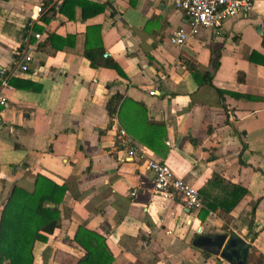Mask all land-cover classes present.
<instances>
[{
  "label": "crops",
  "instance_id": "1",
  "mask_svg": "<svg viewBox=\"0 0 264 264\" xmlns=\"http://www.w3.org/2000/svg\"><path fill=\"white\" fill-rule=\"evenodd\" d=\"M50 1L0 0V68L14 71L18 53L31 47L30 70L11 79L37 87L10 85L9 107H0V213L13 188L33 191L38 174L67 188L61 227L34 246L33 264H77L79 227L105 239L113 264H229L194 247L199 235L214 234L235 235L264 255V65L249 60L253 51L264 56V0L225 21L219 35L200 29L181 47L170 37L190 20L162 0H82L84 8L66 5L72 19L50 11ZM40 4L37 41L30 24ZM50 35L73 37L72 46L60 48L59 39L42 48ZM86 39L89 47L100 41L121 74L91 67ZM188 64L209 73L213 86H199ZM116 128L147 150L144 159L121 150ZM142 140L165 144L167 155ZM148 160L166 163L198 192L217 175L246 194L229 214L200 218L154 192Z\"/></svg>",
  "mask_w": 264,
  "mask_h": 264
},
{
  "label": "trees",
  "instance_id": "2",
  "mask_svg": "<svg viewBox=\"0 0 264 264\" xmlns=\"http://www.w3.org/2000/svg\"><path fill=\"white\" fill-rule=\"evenodd\" d=\"M85 7L86 2L82 0H64L59 12L68 15L72 19L70 11H67L66 5ZM101 11V9H99ZM98 13L97 10L93 14ZM46 21V20H45ZM36 32L42 29L34 28ZM63 41V46H72L70 41L74 38L68 36L62 39L56 35H50L42 44L55 46L56 40ZM261 46L264 49V33ZM104 49L100 44L87 45L84 48V57L89 61L93 68H110L121 74V70L116 62L111 59H104ZM262 58L261 61L255 59ZM249 60L252 63L264 65V56L253 51ZM188 68L193 77L198 81V85H212V77L209 73L203 75L193 65L188 64ZM9 84L20 88H37L36 85L22 79L13 78ZM221 95V92L218 91ZM122 96L115 95L107 103V111L113 116L118 111ZM150 128L160 130L159 124H147ZM164 137V133H162ZM156 154L161 157L167 155L168 149L161 143L158 148L142 140ZM67 188L64 184H58L49 177L38 174L33 191L28 192L20 187H15L11 191L3 210L0 213V264H33L34 246L37 243H47L49 236L61 227L62 215L60 206L64 203ZM199 197L203 204L200 210V218L208 216L210 212L220 211L223 214H229L239 204L246 194V190L241 186L226 182L221 177L214 175L206 186L199 192ZM226 233V232H225ZM227 235V234H226ZM256 234L253 235L252 240ZM230 239L236 242L242 251L245 252V264H264V255L258 253L256 249L239 240L235 235H230ZM73 241L77 243L84 251L77 264H113V256L106 244L105 239L96 232L86 228L79 227L76 231Z\"/></svg>",
  "mask_w": 264,
  "mask_h": 264
},
{
  "label": "built area",
  "instance_id": "3",
  "mask_svg": "<svg viewBox=\"0 0 264 264\" xmlns=\"http://www.w3.org/2000/svg\"><path fill=\"white\" fill-rule=\"evenodd\" d=\"M171 4L176 10L183 12L190 20V25L187 30L179 29L175 31L170 42L176 46H184L190 36L198 34L200 29L211 30L216 35L220 34V30L225 21L238 17L241 14H249L254 9V0H162ZM62 0H51L49 10L59 13ZM44 6L38 5L35 7L34 13L31 16V33L35 40L42 39L39 33H33V26L40 22L44 15ZM44 21V20H43ZM19 60L15 64V70L19 73H26L30 70V64L33 61L31 47L24 52L18 53ZM107 55L105 54L104 57ZM14 70V71H15ZM14 71H9L6 68H0V107L5 109L9 107L7 91H10L9 80ZM154 91L149 92L154 95ZM115 127V126H114ZM116 141L121 150L129 157H137L144 159L147 150L137 144L133 138L123 129L116 128ZM148 169L153 174V190L158 195H164L173 199H180L183 206L188 211L199 212L203 209L202 201L199 193L182 179L177 178L170 167L164 163L154 160L147 161ZM132 196L135 195L133 192Z\"/></svg>",
  "mask_w": 264,
  "mask_h": 264
},
{
  "label": "water",
  "instance_id": "4",
  "mask_svg": "<svg viewBox=\"0 0 264 264\" xmlns=\"http://www.w3.org/2000/svg\"><path fill=\"white\" fill-rule=\"evenodd\" d=\"M257 32L260 33L259 28ZM193 245L203 250L206 257L219 256L229 264H245V252L237 250L236 242L230 238L227 239L225 234L199 235L194 239ZM241 254L242 260H239Z\"/></svg>",
  "mask_w": 264,
  "mask_h": 264
}]
</instances>
